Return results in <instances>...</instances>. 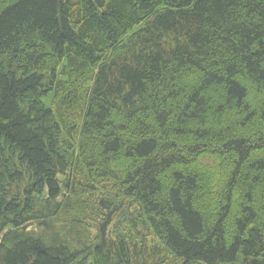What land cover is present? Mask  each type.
Here are the masks:
<instances>
[{
  "label": "trees",
  "instance_id": "1",
  "mask_svg": "<svg viewBox=\"0 0 264 264\" xmlns=\"http://www.w3.org/2000/svg\"><path fill=\"white\" fill-rule=\"evenodd\" d=\"M0 264H264V0H0Z\"/></svg>",
  "mask_w": 264,
  "mask_h": 264
}]
</instances>
